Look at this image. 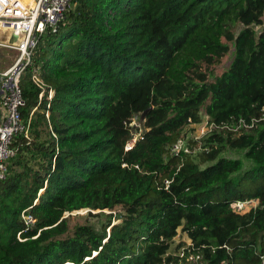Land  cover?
<instances>
[{
	"label": "trees",
	"instance_id": "16d2710c",
	"mask_svg": "<svg viewBox=\"0 0 264 264\" xmlns=\"http://www.w3.org/2000/svg\"><path fill=\"white\" fill-rule=\"evenodd\" d=\"M20 88L27 133L0 181V264H177L178 233L204 264H260L264 120L216 130L197 152L190 141L191 154L170 148L204 117H262L264 0H72ZM246 199L260 207L235 212Z\"/></svg>",
	"mask_w": 264,
	"mask_h": 264
},
{
	"label": "built area",
	"instance_id": "2783aa9c",
	"mask_svg": "<svg viewBox=\"0 0 264 264\" xmlns=\"http://www.w3.org/2000/svg\"><path fill=\"white\" fill-rule=\"evenodd\" d=\"M72 0H0V34L4 39L0 40V47L17 53L16 59L4 71L0 72L2 78L0 86V181L5 178L6 162L14 155V150L10 148L13 136L27 133V125L24 124L20 111L25 106V100L20 88L21 76L31 61L32 50L36 46L37 38L42 35L46 27L54 26L63 16V13L70 8ZM7 36V38H6ZM15 36L14 40H11ZM32 78L36 84L39 81L35 74ZM52 92H50L51 97ZM262 117L252 119L250 123L238 120L232 126H217L204 117L203 127L198 135L179 138L170 148V154H191L201 150L202 140L219 129L227 128L229 131L252 128L257 122L264 120V110ZM136 120L134 118L130 123ZM133 128V127H132ZM140 138V132L133 133L131 140L126 144L125 150L133 148L135 142ZM193 141L194 149L191 150L189 142ZM196 144V145H195ZM171 181L164 180L167 189ZM233 210L237 213H246L260 207L259 199H246L235 202ZM25 229L34 226L35 219L28 213V209L21 213ZM20 239V233L17 235ZM183 245L180 253L173 256L177 257V264H204L200 253L194 252L191 242ZM260 264H264V253L260 256Z\"/></svg>",
	"mask_w": 264,
	"mask_h": 264
},
{
	"label": "rangeland",
	"instance_id": "374dc122",
	"mask_svg": "<svg viewBox=\"0 0 264 264\" xmlns=\"http://www.w3.org/2000/svg\"><path fill=\"white\" fill-rule=\"evenodd\" d=\"M4 37L5 36H2V33H1L0 34V40L2 38L4 39ZM6 38H7V36H6ZM13 54H14V56L17 55V53H15V51H10V50H7L5 48L0 47V70L6 69L11 64L10 56H12ZM230 60H231V54L229 53L228 55H226L221 60L220 64L212 67L214 74L218 75V76L221 75L227 69V67L230 63ZM203 125H204L203 123H200L198 125L191 126L190 129L188 128L187 132L185 133L186 134L185 136L191 137L194 134L198 135V132L201 130ZM132 127H133V133H135V134L137 132H141L143 129L142 124L139 123L137 120H134V122L132 123ZM223 156L227 157V158H232V159H236V158L242 159L241 155H237V154H234L232 152L224 153ZM244 164H245L246 168L249 166V162H247V161H244ZM86 212H87V210H81V211L73 212L71 214V216L74 218V220H77L81 216L85 215ZM189 242H188V239L186 238V236L182 235L181 233H178V235L175 238L174 245L172 246L173 254L175 255L178 252L177 253V255H178L180 253V251L183 249V248H181V249L177 248V250H175L176 246H178L179 244L188 245L187 243H189Z\"/></svg>",
	"mask_w": 264,
	"mask_h": 264
},
{
	"label": "crops",
	"instance_id": "0c3cea01",
	"mask_svg": "<svg viewBox=\"0 0 264 264\" xmlns=\"http://www.w3.org/2000/svg\"><path fill=\"white\" fill-rule=\"evenodd\" d=\"M2 36H3V35H2ZM2 39H3V38H2ZM16 56H17V55L14 56V54H13L12 56H10L11 64H13V62L15 61ZM11 64H10L9 66H11ZM9 66H8V67H9ZM8 67H7V68H8ZM7 68H6V69H7ZM4 70H5V69L0 70V72H2V71H4ZM0 115H1V109H0ZM0 122H1V117H0ZM182 235L186 236L185 234H182ZM186 238L188 239L187 236H186ZM189 241H190V240L188 239V242H189Z\"/></svg>",
	"mask_w": 264,
	"mask_h": 264
},
{
	"label": "water",
	"instance_id": "95a60500",
	"mask_svg": "<svg viewBox=\"0 0 264 264\" xmlns=\"http://www.w3.org/2000/svg\"><path fill=\"white\" fill-rule=\"evenodd\" d=\"M14 39H15V36H13L11 40H14ZM1 81H2V78H1V76H0V86H1ZM148 110H149V109H148ZM148 110H145V111L140 115V120H143V119H144V116H145V114H146V112H147ZM65 216H66V215H65Z\"/></svg>",
	"mask_w": 264,
	"mask_h": 264
}]
</instances>
